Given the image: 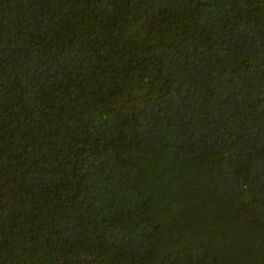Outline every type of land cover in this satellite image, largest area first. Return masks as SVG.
I'll list each match as a JSON object with an SVG mask.
<instances>
[{"label": "trees", "instance_id": "obj_1", "mask_svg": "<svg viewBox=\"0 0 264 264\" xmlns=\"http://www.w3.org/2000/svg\"><path fill=\"white\" fill-rule=\"evenodd\" d=\"M0 264H264V0H0Z\"/></svg>", "mask_w": 264, "mask_h": 264}]
</instances>
